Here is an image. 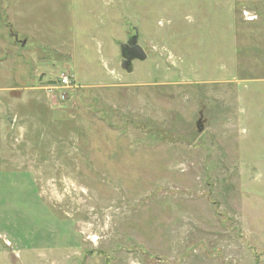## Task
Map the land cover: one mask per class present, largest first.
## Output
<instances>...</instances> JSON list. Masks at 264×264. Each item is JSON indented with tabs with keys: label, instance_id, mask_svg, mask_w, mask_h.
<instances>
[{
	"label": "rangeland",
	"instance_id": "rangeland-1",
	"mask_svg": "<svg viewBox=\"0 0 264 264\" xmlns=\"http://www.w3.org/2000/svg\"><path fill=\"white\" fill-rule=\"evenodd\" d=\"M243 5L0 0V264H264V42L242 36L264 11Z\"/></svg>",
	"mask_w": 264,
	"mask_h": 264
},
{
	"label": "water",
	"instance_id": "water-1",
	"mask_svg": "<svg viewBox=\"0 0 264 264\" xmlns=\"http://www.w3.org/2000/svg\"><path fill=\"white\" fill-rule=\"evenodd\" d=\"M129 34L127 35L126 42L118 43L120 56L122 58L121 68L125 71L130 72L132 63L135 60L144 61L147 57L145 51L138 45V30L137 26H132L128 29ZM9 35L13 37L14 42L19 44L20 47H24L26 39H18L16 35L9 32Z\"/></svg>",
	"mask_w": 264,
	"mask_h": 264
},
{
	"label": "crops",
	"instance_id": "crops-1",
	"mask_svg": "<svg viewBox=\"0 0 264 264\" xmlns=\"http://www.w3.org/2000/svg\"><path fill=\"white\" fill-rule=\"evenodd\" d=\"M233 5H242L243 4H252V3H256L259 6V10H263L264 11V0H231ZM264 26V23L260 24ZM251 31V33H250ZM249 31V29L247 30V32H243L242 36H244V38H247V41L250 42L251 44L254 43L255 40H258V42H264V31L263 33L258 30V29H251Z\"/></svg>",
	"mask_w": 264,
	"mask_h": 264
},
{
	"label": "built area",
	"instance_id": "built-area-1",
	"mask_svg": "<svg viewBox=\"0 0 264 264\" xmlns=\"http://www.w3.org/2000/svg\"><path fill=\"white\" fill-rule=\"evenodd\" d=\"M59 83L62 85V86H66V85H69L70 83V79L69 77L66 75V74H62L60 76V79H59Z\"/></svg>",
	"mask_w": 264,
	"mask_h": 264
}]
</instances>
